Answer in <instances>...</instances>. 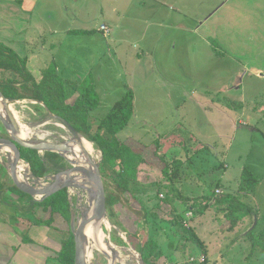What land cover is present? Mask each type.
Wrapping results in <instances>:
<instances>
[{"label":"rangeland","instance_id":"1","mask_svg":"<svg viewBox=\"0 0 264 264\" xmlns=\"http://www.w3.org/2000/svg\"><path fill=\"white\" fill-rule=\"evenodd\" d=\"M215 2L217 1L210 0L209 3L201 4L193 1V4L185 6V9H183L181 4L176 5V3L167 2V11L169 7L173 6L178 12H185L189 19L183 21L179 27L172 28L167 26V30L151 29L150 33L155 34L153 55L150 59L143 57L142 61L134 68L129 65L123 66L120 62L116 50L118 46L117 39L113 42L110 41L111 39H107V42L100 43L98 41L99 36H89L81 33L67 36L61 33V29L65 28L64 25L67 26L69 22L75 29L81 28L82 25L87 26V28H93L104 23L112 29L111 35L115 36L116 29L113 22L116 19V15L113 20L106 18L105 10L111 4H105V0H74L73 3H70L69 0H50L45 1L44 8H42L43 5L41 4L40 10H38L39 14L50 13L57 20L62 19V21H59L60 25H57L60 30L53 37V39L59 40L60 45L56 49L55 46L50 47L52 51L50 53L48 51L46 56H55L62 72L64 70L66 72L69 71V76H73L76 73L75 77H77L85 71L89 73V76L87 75L88 79L93 82L99 98L98 107L90 112V121L92 123L103 118L112 105L119 101L127 90H131L133 93V117L128 126L118 133L117 138L128 147L141 151L148 164L152 166L147 170L140 168L137 179L144 185L132 186L131 190L140 197L141 203L146 205L149 213L153 210V207H156L157 218L149 217V228H151L153 239L163 252V256L159 259L160 264H264V254L259 251L258 247L252 250L251 244L248 254L237 253L236 255L238 256L232 260L233 262L231 261L232 263H228L227 253L223 252L220 255V250L224 246L225 248L229 247V245L230 248L234 246L231 243L232 240L239 237L243 227L247 228L254 222V217L247 216L244 223L237 226V228L235 227L233 231H227L226 227L228 224L221 226L223 235L220 242H218V238L211 239L213 236L212 231H214V228L218 230L217 226L219 223H226L224 214L214 211V207L203 209L199 212L198 204H193V202L195 203L193 201L191 204H193L194 210L192 218L187 222V226L202 242V247H198L191 241H185L180 230L170 228L166 222L170 218L167 216V207L163 204L158 207L155 205V199L148 197L149 194H155L157 189L160 188L159 186L148 185L161 179L160 172L163 168V163L159 159L163 152L156 150L154 146L156 141H159L158 143L162 144L163 151L167 152L168 133L172 136H182L188 142H191L189 141L191 137L198 140L202 138L206 142L199 141L203 145H210L211 148L214 146L208 140L213 136H217L216 144H218L222 152L227 154V158L224 161L226 170H229V175L235 176L238 169L246 165L245 161L247 166L253 167L255 175L260 180V185L255 189L256 214H264V153L260 157H256L258 155L252 154L249 149L253 145L254 151H261V146H264V137L251 130L245 119L239 122L234 121L233 124L232 114L221 107L222 104L228 103L226 95L233 92L232 86L236 81L235 73L232 78L230 74L234 69L223 57L213 59L211 50L201 46L193 33L190 32L193 29L192 25L197 19L211 12ZM82 4L87 9L84 14L79 13V8ZM69 13L74 18L70 19ZM37 15L35 14L34 17H37ZM43 33L44 36L48 35L47 31H43ZM45 37L48 39L52 38V36ZM105 44L108 52L101 60H98L99 52L104 49ZM28 48L32 51V53H29L32 58L29 60L31 69V67L39 65V59L44 60L46 57L45 53H40L39 56L35 53V43L31 47L28 46ZM154 63H156L157 67L154 66ZM125 67L128 69L126 70ZM217 74L219 79L216 78ZM84 76L82 75L79 79H83ZM10 77L11 74L0 71V80L10 79ZM247 83V80L243 83V92H245ZM202 89L207 90L211 94H216V92L219 94L218 100L213 99V116L206 119H204L200 104L203 102L207 103V101L199 99L201 97L199 94L203 92ZM254 92L264 93V83L256 84ZM209 103L211 106L212 101H209ZM217 103H221L220 108L216 106ZM12 111L20 126L22 125L34 132L27 140L42 139L44 141L63 142L66 140V136L73 135L67 127L54 118L56 117L55 115L48 113L44 106L38 102L28 100L15 101L12 105ZM209 119L214 121L215 126H212ZM203 122L205 124L202 125L201 123ZM54 124H59L63 128L58 130ZM43 131L50 132V135L47 137L38 136ZM8 137L9 131L0 123V138L6 139ZM176 141L177 139L174 138L168 140L170 144H174ZM184 143H186V149H188L189 154L198 151L196 145ZM92 146V161L99 166L100 171L101 152L93 144ZM228 150H230L229 153ZM179 153L180 150L178 149L169 153L168 156ZM239 155L246 156V159L240 160L238 158ZM212 157L213 155L199 154L194 158L193 168H189L187 164L185 165L187 168L184 169L183 176L192 179L189 181L191 184L202 183V175L198 174L196 160L198 158L201 162V159H205L209 161L208 165L211 167L213 166L212 163L217 162H212ZM64 162L66 168L63 171L70 169L71 165L65 160ZM86 166L85 168L90 169L88 163ZM218 166L219 169H223L222 163ZM8 168L9 162L7 159L0 161V184L4 187L2 190L3 197L11 200L14 206L0 203V220H7L11 226L16 224L22 229V224L26 220L21 218V215H23L24 210H27L22 207H27V199L20 200L18 196L11 193L10 188L13 183ZM26 174L28 175V173ZM54 175L56 174H48L45 177L47 178L45 182H50L48 178H52ZM29 183L31 184V180ZM204 186L206 189L203 192L199 194L189 193L188 196L194 199L201 197L203 193H208L211 197L214 196V201L216 199L215 191L219 190L220 187H217V183L213 180L206 182ZM74 192H77L78 195H74ZM67 193L74 221L71 224H67L57 215L54 220L56 222L54 223L56 224V230L63 232L65 240L69 238L70 234L73 236L77 223L82 217L79 207L90 206V203L86 200L87 192L85 190L69 189ZM167 198L170 199V197H167V193H164V190L158 196V199L162 200H167ZM126 204H130V207L134 210L139 209L138 202L135 200L132 203L126 202ZM127 208L117 204L114 208L116 215L114 218L110 216L107 209L106 221L109 227L104 225L100 226V228L105 241H109L116 248L131 247L138 254L139 240L144 234L141 230V219H136L134 212L128 211ZM187 209V206L182 203L176 205V210L179 212L181 219H183V225L184 217L188 213ZM36 212L43 219L49 218V214L41 212L39 208L36 209ZM28 219L31 220L32 217L29 216ZM261 226L263 227V224ZM51 234H54V236L58 235L60 239L64 240V236L59 235L55 231ZM247 244H249L248 240L245 243L243 242L240 247H247ZM85 245V251L87 252L88 243L85 242ZM240 254L244 255L240 256ZM85 255L87 264H108L109 262L108 258L98 251H94L89 257L87 254ZM134 260L135 258L125 250L119 253V259L115 264H139V262Z\"/></svg>","mask_w":264,"mask_h":264},{"label":"crops","instance_id":"2","mask_svg":"<svg viewBox=\"0 0 264 264\" xmlns=\"http://www.w3.org/2000/svg\"><path fill=\"white\" fill-rule=\"evenodd\" d=\"M45 1L50 0H0V48L7 49L14 52L20 59H25V67L27 71L39 81L42 71L54 64L56 66L57 74L66 81L81 82L89 73L86 71L83 74L75 77L76 73L69 76V71L62 72L60 64L57 63V59L53 55L46 56L47 52L52 51L50 47L59 46V40L53 39L57 35V31L60 28L59 21L55 16L50 13L39 14L38 10L41 8V4L44 8ZM105 4H111L109 8L105 10V16L110 20L116 19L113 22L116 29L115 36H112V29L106 26L104 23L94 26L93 28H87L82 25L81 28L75 29L73 25L69 24L65 28L61 29L63 35L84 34L89 36H99L98 41L100 43L107 42V39L114 41L117 39L118 46L116 48L118 57L123 66H131L134 68L142 58H151L154 51V36L150 33L151 29H166L169 27H179L182 22L189 19L187 14L181 11L178 12L174 7H169L167 11V2L176 3V5L185 6L193 4V1L198 3H209L210 0H105ZM215 1V0H213ZM214 6L211 8V12L207 15H203L197 21H195L193 29L190 31L199 41L201 46L211 50V57L213 59H219L223 57L226 59L231 67L234 69L230 74L231 78L235 79L231 94L226 95L228 103H217V107L225 108L227 112H230L234 121L239 122L245 119L250 126L251 130L261 134L264 137V93L254 92L256 84L264 83V0H216ZM73 3L74 0H69ZM103 5V4H102ZM87 9L84 4L79 8V13H86ZM77 13V12H76ZM38 14L37 17H34ZM70 15V13H69ZM74 16L70 15V19ZM197 18V14H196ZM34 20V22H33ZM75 20V19H74ZM85 20V19H84ZM64 23V22H63ZM105 26L109 30V34L104 36L100 31V27ZM63 27V26H61ZM43 31H47L48 35L52 38H46ZM104 42V43H105ZM35 43V53L39 56L40 53H45L44 60H38L39 65L31 67L29 53L32 51L28 48ZM30 51V52H29ZM104 51V52H103ZM108 52L105 47L99 52L98 60H101ZM93 57V56H92ZM156 66V63H154ZM127 70L128 68L125 67ZM84 76V78L79 79ZM38 76V77H37ZM216 78L219 79L217 74ZM248 81L245 87V92L242 91L243 83ZM203 90V89H202ZM240 91V92H239ZM199 99L206 100L207 103H201V110L204 114V119L213 116V99L218 100L219 94H211L207 90H203ZM75 95L73 96V98ZM209 101H212L210 106ZM212 126H215L214 121L209 119ZM202 125L205 122L201 123ZM263 124V125H262ZM167 134V154L175 152L180 147L178 142L182 143L181 146H186V143H191L197 146V150L206 147L209 155H213V166H209L205 159H201V162L196 160L198 164L197 170L199 175H202V183L191 184L189 182L192 179L185 180L180 185V191L184 195L189 193L199 194L203 192L205 183L208 181H215L220 183L221 196H231L240 203L249 206L253 211L257 212V204L255 203L256 190L252 194L240 193L238 190L241 173L244 168H247L258 179L253 171L252 166H241L235 176L229 175L225 167V161L227 154L216 144V137H211L208 141L213 144V148L210 145H203L205 143L202 138L191 137L188 142L187 139L182 136H172ZM170 138L177 139L174 144H170L168 140ZM250 144H252L250 142ZM261 151H254V146H250L251 153L260 157L264 153V146H261ZM196 150V149H195ZM230 150H228V153ZM240 160H245L246 156L239 155ZM205 161V162H204ZM222 163L223 169H217L216 167ZM203 164V165H202ZM201 166V167H199ZM206 166V168H204ZM229 168V167H228ZM259 180V179H258ZM205 182V183H204ZM260 185V180L256 188ZM255 188V189H256ZM202 196H208V193L201 194ZM253 202V203H252ZM175 205H178L175 204ZM224 205L221 204L214 211L221 213ZM35 215H39L34 209ZM254 222L247 228H242L243 231L239 235L241 237L232 248H225L220 250V255L224 252L227 253L228 263H232L237 253L249 252L250 242L247 247H240L241 244L247 242L245 238L246 232L252 228L259 230L264 227V214H256ZM40 217V216H39ZM262 217V218H261ZM247 216H240L237 226L244 223ZM15 221V220H14ZM74 221V216L71 213L70 222ZM219 223L217 228L212 231V240H221L223 235L221 226L227 225ZM25 221L22 224V229L18 225L11 226L6 220H0V264H58V254L60 252L62 244L65 243V235L62 231L56 230L55 221L49 226L29 224ZM263 224V227L261 226ZM3 225V226H2ZM30 225V226H29ZM236 226V228H237ZM221 229V230H220ZM241 229V230H242ZM246 229V230H244ZM53 231L59 235L64 236V240L60 239L58 235L51 234ZM67 231V230H66ZM235 254V256H234ZM244 254H240L242 256ZM224 258V257H223ZM232 261V262H231ZM158 264H160L158 262Z\"/></svg>","mask_w":264,"mask_h":264},{"label":"trees","instance_id":"3","mask_svg":"<svg viewBox=\"0 0 264 264\" xmlns=\"http://www.w3.org/2000/svg\"><path fill=\"white\" fill-rule=\"evenodd\" d=\"M0 71L11 74L10 79L0 80V92L5 99L10 102L28 100L42 104L48 113L65 120L77 133L83 135L101 152L100 175L103 179L106 204L110 216L116 217L114 208L117 204L125 208L128 207V211L134 212L136 219H141V230L144 233L139 240L137 252L141 256L143 264H158L163 252L153 239L151 228H149V217L157 218L156 207H153V210L149 213L146 205L141 203L140 197L131 190L132 186L144 185L137 179L140 168L147 170L152 166L148 164L141 151L128 147L117 138L118 133L128 126L134 114L132 91L127 90L123 97L112 105L103 118L92 123L90 112L98 107L99 98L93 82L88 79L89 75L81 82L66 81L57 74L56 66L51 64L42 71L40 80L36 81L27 71L25 59H20L14 52L3 48H0ZM158 142L156 141L154 146L156 150L163 152V155L159 157L163 163L160 172L161 179L150 183L148 186H159L160 188L157 189L155 194H149L148 197L155 199V205L158 207H160V204L167 207V216L170 218L166 222L170 228L180 230L185 241H191L198 247H202V242L194 232L190 228L186 229L184 227L183 219L176 210L175 204L177 203L187 206L188 212L191 213L194 210L193 204H198L199 212L212 207L216 209V207L223 204L222 213L228 224L227 231L234 230L240 216L257 217L253 209L228 195L215 194L216 199L214 201V196L211 197L210 195L194 199L184 195L179 187L187 180V177L183 176L184 169L187 168L185 165L187 164L189 168H193L194 158L201 153L209 155L208 149L203 147L200 151L189 154L188 149L178 142L180 153L168 156L167 152L163 151L162 144ZM175 144L173 146L177 145ZM20 150L23 160L29 165L31 173L37 178H45L48 174H57L66 168L64 159L58 154H39L36 151L23 148H20ZM18 165L23 171L27 172V166L24 163ZM216 168L219 169V166ZM216 183L217 187H221L220 183ZM258 183L259 180L251 171L244 168L241 173L238 191L241 194H252ZM3 188V185L0 184V203L14 206L11 200L3 197ZM163 190L170 199H158ZM10 191L18 196L20 200L27 199V207H22L27 210L23 209L24 212L21 218L30 222V225L49 227L54 222L56 215L69 224L72 212L66 190L57 192L42 202L33 201L31 197L21 193L14 186L10 188ZM134 200L138 202L139 209L134 210L130 207V204H126V202L132 203ZM192 202L193 204H191ZM38 208L41 212L48 213L49 218L43 219L39 215L36 216L34 209ZM29 216L32 217L31 220L28 219ZM255 231H257L255 228L248 230L245 238L250 242L252 250L258 247L259 251L264 254V227L257 232ZM240 238L232 240L231 243H236ZM229 248L230 245L227 249ZM73 251V236L70 234L61 246L58 254V264H74Z\"/></svg>","mask_w":264,"mask_h":264},{"label":"water","instance_id":"4","mask_svg":"<svg viewBox=\"0 0 264 264\" xmlns=\"http://www.w3.org/2000/svg\"><path fill=\"white\" fill-rule=\"evenodd\" d=\"M14 102H10L0 92V123L3 127L9 131L8 138H0V151L7 149L10 150L13 155V160L9 163V175L13 186L16 187L21 193L31 197L35 202H42L50 196L60 192L62 190L69 189H82L91 193V197L94 199L91 213L87 209L86 214H82L80 221H78L76 229L73 232V245H74V264H87L85 251V229L86 227L95 221L106 220L107 204H106V193L100 175L99 166L92 160L89 161L90 169L83 166L76 165L66 155L71 154L72 147L70 142H52L44 141L42 139L27 140L21 138L22 126H20L15 118L12 111V105ZM56 120L61 122L67 127L74 136H81L75 129H73L65 120L54 117ZM28 149L36 151L39 154L44 153H55L61 156L71 168L65 171H61L54 175L52 178H48L50 182H45L47 178H37L31 171V184L20 181L17 177V168L19 163H24L21 156V150ZM26 163V162H25ZM27 164V163H26ZM28 165V164H27ZM30 170V167L28 165ZM81 173L85 177L86 183H76L70 181V176L73 174ZM68 178V181H67ZM87 184V185H84ZM91 206V204H90ZM139 256V264H143L141 256Z\"/></svg>","mask_w":264,"mask_h":264},{"label":"bare ground","instance_id":"5","mask_svg":"<svg viewBox=\"0 0 264 264\" xmlns=\"http://www.w3.org/2000/svg\"><path fill=\"white\" fill-rule=\"evenodd\" d=\"M0 111H1V107H0ZM54 125H55V127L58 128V130L63 128L59 124H54ZM33 133L34 132L31 131L30 129L22 126L21 134L19 136L23 139H27ZM49 135H50V132H48V131H43V132H41V134H38V136H40V137H47ZM65 139L66 140H64V141L70 142L71 147H72L71 154L66 155L67 159H69L70 161H72L76 165H80V166L85 167L86 164L89 163L90 160H92V152H93L92 144L90 142H88L83 136H73L72 135V136H66ZM5 159H7L9 163L12 162L13 155H12L10 150L4 149V150L0 151V161H3ZM25 165L27 166V172L26 171H24V172L28 173V175L26 173H24L18 165L17 177L20 181L28 184L29 181L31 180V173H30V170L28 168V165L27 164H25ZM69 180L72 182H76V183H86V182H84L86 179L83 176V174H81V173L73 174L72 176H70ZM67 181H68V178H67ZM84 185H87V184H84ZM85 192H87V191H85ZM75 194L78 195L77 192H74V195ZM86 194H87L86 200H88V202L91 204V206H86V207L80 206L79 210L82 212V214H86L87 209L89 210V214H90L91 210H92V205L94 203V199L91 197V193L87 192ZM80 219H79V221H80ZM104 225L106 227H109L108 222L106 220H100V221L92 222L91 224H89L86 227V229H85V242L88 243V245H87L88 257L91 256V254L94 251H98V252H101L103 255H105L108 258V261H109L108 264H115V262L118 261V259H119V253L121 251L126 250L132 255V257L135 258V260L137 262H139L138 254L131 247H129V248H116L109 241L108 242L105 241V239H104L105 237L103 236L102 229L100 228V226H104Z\"/></svg>","mask_w":264,"mask_h":264},{"label":"built area","instance_id":"6","mask_svg":"<svg viewBox=\"0 0 264 264\" xmlns=\"http://www.w3.org/2000/svg\"><path fill=\"white\" fill-rule=\"evenodd\" d=\"M100 31L103 32L104 36H107L109 34V30L105 27V26H101L100 27ZM264 77V75L262 76ZM215 194H221V191L220 190H216L215 191ZM192 218V213L191 212H188L185 216V221H184V227L188 228L187 226V222Z\"/></svg>","mask_w":264,"mask_h":264}]
</instances>
